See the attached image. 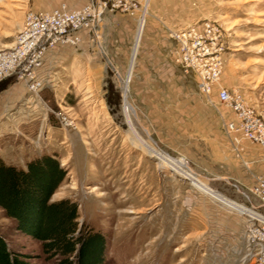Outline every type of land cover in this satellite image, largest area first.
Segmentation results:
<instances>
[{"label":"rangeland","instance_id":"rangeland-1","mask_svg":"<svg viewBox=\"0 0 264 264\" xmlns=\"http://www.w3.org/2000/svg\"><path fill=\"white\" fill-rule=\"evenodd\" d=\"M60 1L70 7L85 2L0 0V48L11 46L26 11L50 9ZM135 1L140 11L133 17L137 20L142 14L143 19L139 26L136 22L132 41L138 50L129 56L118 54L122 63L128 61L124 68L113 67L116 73L105 59L114 66L104 49L99 23L96 31L104 56L89 35L84 45L65 46L48 54L41 69L44 84L37 92L14 76L0 78V158L23 167L41 154L54 155L65 174L50 200L75 202L78 225L101 234V264H254L245 257L249 216L172 170L147 151L138 136L155 150L184 162L187 167L182 171L188 170L222 197L263 214L264 208L249 189L256 176H264V148L245 140L254 145L250 152L261 159L253 163L258 171L253 174L254 166L246 158L234 156L232 160L231 156L221 162L202 144L188 147L174 139V126L180 119L178 101L136 99L131 91L135 69L128 65L133 53V63L149 53L144 50L147 39L143 35L147 20L159 15L168 27L167 34L213 21L222 31L219 81L240 91L264 118V0ZM183 75L195 84L191 73ZM206 104L218 111L221 124L233 116L219 103L218 110ZM0 237L27 264L55 262L41 251L37 240L17 232L1 208Z\"/></svg>","mask_w":264,"mask_h":264},{"label":"built area","instance_id":"built-area-1","mask_svg":"<svg viewBox=\"0 0 264 264\" xmlns=\"http://www.w3.org/2000/svg\"><path fill=\"white\" fill-rule=\"evenodd\" d=\"M140 11L135 0H85L79 7L64 2L45 10L24 13L21 25L11 46L0 48V78L14 76L25 83L28 90L37 92L44 84L41 69L48 54L65 46L75 47L84 37L91 35L98 49L96 28L106 12H120L129 16ZM142 14L137 16L138 26ZM175 42L172 62L183 74L195 77L196 90L216 107L219 103L232 111L224 118L223 130L234 145L240 139L264 148V118L244 99L242 93L224 86L219 79L222 73L221 28L205 20L168 32ZM105 55V54H104ZM213 91V93H212ZM264 208V176L258 175L249 189ZM245 225V257L254 264H264V214L252 211Z\"/></svg>","mask_w":264,"mask_h":264},{"label":"crops","instance_id":"crops-1","mask_svg":"<svg viewBox=\"0 0 264 264\" xmlns=\"http://www.w3.org/2000/svg\"><path fill=\"white\" fill-rule=\"evenodd\" d=\"M149 1L154 2V0ZM136 22L134 17L118 12H106L100 22L99 30L100 35L103 36V46L115 68H124L126 66L124 62L128 61L127 57L122 63L119 53H127L129 56V52L133 51L134 47L136 53L137 46L135 43L134 46L132 44ZM144 28L143 35L147 39L144 50L149 53L134 63V57L130 58L128 65V69L130 66V69L133 67L135 69L131 81V91L135 98L142 101H156V103L168 99L177 100L176 104L179 106L177 113L180 119L178 125L174 124V132L176 131L174 139L187 143L188 147L192 144L193 146L202 144L205 149H209V155L221 162L228 161L231 156L232 160L235 157L246 158L254 166L253 174L257 173L253 163L261 159L250 152L254 145L244 139H240L239 143L234 145L228 139L218 111L206 104L207 101L196 90L195 84H190L189 79L181 74L178 66L172 62L174 44L167 34L168 27L164 21L157 15L156 20H147ZM84 42L85 37L79 46ZM220 82L228 86L224 81ZM162 114L167 115L165 111ZM215 177L224 178L219 175ZM226 178L234 179L230 176Z\"/></svg>","mask_w":264,"mask_h":264},{"label":"trees","instance_id":"trees-1","mask_svg":"<svg viewBox=\"0 0 264 264\" xmlns=\"http://www.w3.org/2000/svg\"><path fill=\"white\" fill-rule=\"evenodd\" d=\"M64 174L53 154L34 157L23 167L0 158V208L17 232L37 240L41 251L55 258L54 264H101V234L78 225L75 202L50 200ZM0 264L27 263L0 237Z\"/></svg>","mask_w":264,"mask_h":264},{"label":"bare ground","instance_id":"bare-ground-1","mask_svg":"<svg viewBox=\"0 0 264 264\" xmlns=\"http://www.w3.org/2000/svg\"><path fill=\"white\" fill-rule=\"evenodd\" d=\"M140 31L141 29L139 30L138 32V35H137V39H136V43L139 39V35H140ZM136 46V44H135ZM134 51H135V47H134ZM134 54L133 53V56H132V59L134 57ZM131 67V66H130ZM130 73V72H129ZM123 90L125 92V96H124V99H125V105H124V110L128 111V105L126 103V98H127V91H128V87H127V81L123 83ZM138 136V135H137ZM138 141L141 143V145L147 150L149 151L150 153H153L155 154V156L157 158H159L163 163L167 164L169 167L172 168V170H175L177 172H179L180 174L184 175L185 177H187L193 184H195L199 189H201L204 193L210 195L211 197L217 199L218 201L222 202L224 205H226L227 207L229 208H232L240 213H245L249 216H253L254 213L246 208H244L243 206L241 205H238V204H235L229 200H227L226 198L220 196L218 193H216L215 191H213L212 189H210L209 187H207L206 185H204L203 183H201L196 177H194V175L190 172H184L182 171L183 168H186V164L184 162H182L181 160L179 159H175V158H171L169 156H167L166 154H164L162 151H157L155 150L154 148H152L149 144H147L145 141H143L141 139V137L138 136Z\"/></svg>","mask_w":264,"mask_h":264},{"label":"water","instance_id":"water-1","mask_svg":"<svg viewBox=\"0 0 264 264\" xmlns=\"http://www.w3.org/2000/svg\"><path fill=\"white\" fill-rule=\"evenodd\" d=\"M102 54H103V56H104V53H102ZM105 59L107 60L108 67H109L111 70H113V72L116 73V71L114 70L113 66L110 64L109 60H108L107 58H105Z\"/></svg>","mask_w":264,"mask_h":264}]
</instances>
